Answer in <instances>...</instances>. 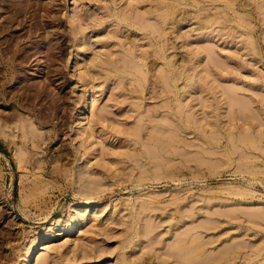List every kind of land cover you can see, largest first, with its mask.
I'll use <instances>...</instances> for the list:
<instances>
[{
	"label": "rangeland",
	"instance_id": "rangeland-1",
	"mask_svg": "<svg viewBox=\"0 0 264 264\" xmlns=\"http://www.w3.org/2000/svg\"><path fill=\"white\" fill-rule=\"evenodd\" d=\"M0 18V55L31 56L0 119L48 121L22 166L0 135V264L43 228L31 264H264V0H0Z\"/></svg>",
	"mask_w": 264,
	"mask_h": 264
},
{
	"label": "bare ground",
	"instance_id": "bare-ground-1",
	"mask_svg": "<svg viewBox=\"0 0 264 264\" xmlns=\"http://www.w3.org/2000/svg\"><path fill=\"white\" fill-rule=\"evenodd\" d=\"M21 2H23V1H21ZM27 4L30 5L31 3H29V1H28ZM21 5H22V3H21ZM25 6H27V5H25ZM25 6L22 5V9H25L24 8ZM15 7H17V6H15ZM22 9H21V12H23ZM33 36H34L33 32L30 31V34H28V38H31ZM41 48H39V47L36 48V52L39 53ZM17 50H18V48H17ZM34 51H35V48H34ZM5 52L3 51V53L0 55V64L2 65V68H0V98L3 100H5L7 98V96L9 97L10 95L12 97L15 93H17L19 91L14 86L9 87V88H11V90H8L7 86L10 83L9 82V76H11V75L16 76V77H14L16 79V81L22 82L25 79V75H26V72L24 71V65L23 64L26 61H29V58L31 57V56H25L24 58H19V56H18L11 63H15L16 61H19V62L16 65L11 66V63L9 61H6L7 53H5ZM26 52H28V51H26ZM36 52H34V53H36ZM8 62L10 63L9 64L10 68H7ZM37 72L42 73L43 69L39 68V70ZM31 75H37V73L36 74L33 73ZM44 85H47V86L45 87V86L38 84V83L33 84L32 86H29L27 91L33 90L34 94L32 92V94L29 95L28 98L31 99V101H33V100L41 101L44 97H46V99H50V93L48 90L50 83L49 82L44 83ZM92 103H93V101H92L91 96L90 97L88 96L87 100L83 104L84 106H83L82 110L86 111L87 109H89V107L92 105ZM31 115H33V117H35L36 120H33ZM38 118H40V117L37 114H35L34 111L32 113L30 112L29 116H27L24 112H22L21 109H18L15 106L13 113H11L6 118L0 119V135L3 136L4 139H7L9 142H11V144H13L16 141V139H20L22 150L19 152V154H17V157H18L17 162L20 164V166L30 162L31 157H32L31 153L34 152V149L39 150L40 142L44 138V136L39 133L38 127L36 126V122L39 123V125L44 126V125L48 124V121L46 119L38 120ZM11 122L15 123L14 127L9 126L8 123H11ZM29 145L31 146V148H29ZM28 148H29V150H28ZM89 205H90V201L85 200L82 203H78V204L73 205L71 209H72L73 213H77L79 211L78 210L79 208L86 207ZM84 219H85V216H83V215L82 216L77 215L76 217H73V219L70 220V223L63 229V232H61V234H58V235L61 236V235L74 233L81 226ZM63 222L64 221L61 219L55 220L53 222V225L54 226L55 225L61 226L63 224ZM45 231H46V228H43V231L42 230L38 231L33 235V237L35 239L41 238V240H40L41 244H34L31 248H29V250H28L27 254L24 256V259L21 262V264H31L32 260L36 257V255L38 253H40L41 251H46L47 249H49V245L47 246V244L49 243V240L52 237L43 235V233H45Z\"/></svg>",
	"mask_w": 264,
	"mask_h": 264
}]
</instances>
